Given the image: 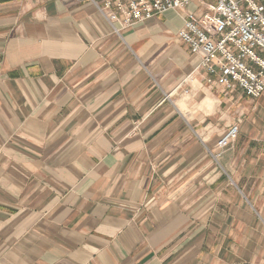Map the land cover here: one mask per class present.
<instances>
[{"label": "crops", "instance_id": "obj_1", "mask_svg": "<svg viewBox=\"0 0 264 264\" xmlns=\"http://www.w3.org/2000/svg\"><path fill=\"white\" fill-rule=\"evenodd\" d=\"M183 17L0 0V264H264V93L208 87Z\"/></svg>", "mask_w": 264, "mask_h": 264}, {"label": "built area", "instance_id": "obj_2", "mask_svg": "<svg viewBox=\"0 0 264 264\" xmlns=\"http://www.w3.org/2000/svg\"><path fill=\"white\" fill-rule=\"evenodd\" d=\"M114 32L153 19L167 11H183L177 38L200 59L210 88L252 99L264 93V0H89ZM190 4L195 9H190ZM239 131L231 126L216 142L217 150L233 144Z\"/></svg>", "mask_w": 264, "mask_h": 264}]
</instances>
